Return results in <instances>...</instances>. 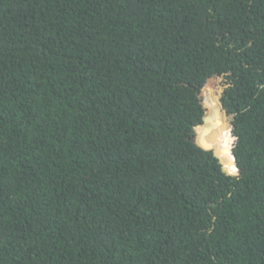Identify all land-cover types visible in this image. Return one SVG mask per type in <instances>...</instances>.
<instances>
[{
    "label": "trees",
    "instance_id": "trees-1",
    "mask_svg": "<svg viewBox=\"0 0 264 264\" xmlns=\"http://www.w3.org/2000/svg\"><path fill=\"white\" fill-rule=\"evenodd\" d=\"M0 264H264V0H0Z\"/></svg>",
    "mask_w": 264,
    "mask_h": 264
},
{
    "label": "water",
    "instance_id": "water-1",
    "mask_svg": "<svg viewBox=\"0 0 264 264\" xmlns=\"http://www.w3.org/2000/svg\"><path fill=\"white\" fill-rule=\"evenodd\" d=\"M216 137H217V135H216ZM194 140L197 141L196 139H194ZM198 142H199L204 148H206V149H211V148H213L211 142H209L208 140H202V139H201V140H198ZM213 150H214L215 155L219 157V155H218L219 150H217V149H215V148H213ZM219 158H220V157H219ZM220 161H221V163L223 164L224 169L227 170V168L225 167V165H224V163L222 162L221 158H220ZM227 171H228V170H227ZM228 173H230V174H238V173H239V169L237 170L236 173H232V172H230V171H228Z\"/></svg>",
    "mask_w": 264,
    "mask_h": 264
}]
</instances>
